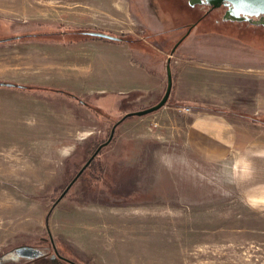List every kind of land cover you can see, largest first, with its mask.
<instances>
[{
	"label": "rangeland",
	"instance_id": "obj_1",
	"mask_svg": "<svg viewBox=\"0 0 264 264\" xmlns=\"http://www.w3.org/2000/svg\"><path fill=\"white\" fill-rule=\"evenodd\" d=\"M152 1L174 13L164 23L174 27L161 31L144 9L139 19L109 21L111 0H0V83L23 87L0 86V264H51L55 250L77 264H264V172L196 156L182 121L176 129L151 114L124 120L58 201L136 109L115 95L96 104L73 88L83 83L70 62L81 45L71 46L69 32H105L145 56L170 58L215 32L248 42L247 53L230 44L219 56H247L248 67L264 71L263 24L223 23L225 7ZM253 81L237 86L239 107L227 112L234 122L251 116ZM21 248L41 261L20 257Z\"/></svg>",
	"mask_w": 264,
	"mask_h": 264
},
{
	"label": "crops",
	"instance_id": "obj_2",
	"mask_svg": "<svg viewBox=\"0 0 264 264\" xmlns=\"http://www.w3.org/2000/svg\"><path fill=\"white\" fill-rule=\"evenodd\" d=\"M107 6L113 8L114 12L111 13L104 9L103 12L109 21L130 20L131 17L139 19L136 14L142 13L140 10L144 9L145 19L157 22L155 25L158 24L162 28L161 31L174 27L172 24L171 26L164 25L165 22L170 21L174 13L171 14L169 11L165 13L166 11L158 6L159 10L152 0H111ZM227 12L225 8L220 21L237 23V21L227 19ZM219 15L214 16L215 21ZM111 25L112 31L134 34L133 31L121 30L118 28L120 25L116 26L117 24L114 23ZM175 25L177 26V22ZM126 29L128 28L124 27V30ZM209 34H205L206 39L192 38L194 42L192 45L189 43L186 45V49L188 47L189 50L185 56H171V58L170 56H145L142 50L135 49L128 41H122L115 36L121 41L94 38L95 36L92 35L93 38L89 36L83 41L82 39L72 41L71 46L81 45L79 50L73 53L76 56L70 57L72 59L70 62L74 63L72 66L78 70L76 77H81L83 81V83L73 81V88L80 87L82 98L96 100V104L102 97L115 95L121 99H129L136 108L134 112L147 109L158 104L166 92L167 66L170 61L173 77L171 96L165 107L151 114L153 116L151 121L157 122V126L169 124L176 129H181L182 121L188 145L198 157L209 158L211 161L232 158L233 167L242 172L255 170L264 172V123H262V118H264V84L262 83L264 71L248 67L247 56L245 58L243 56H219L225 55L230 44L239 46L236 48L243 49V52L247 53L248 42L246 40L240 39L238 42L234 37L224 38L215 32ZM172 39V42L176 41L174 36ZM205 42L208 43L204 45ZM57 44V47L66 45L59 42ZM206 46L210 53L201 51ZM105 51V54H101ZM78 52L81 56L77 57ZM96 52L100 54L89 56ZM213 54L215 56H212ZM163 59H166L165 66ZM233 61H239L241 67L230 69ZM243 61L244 67L242 66ZM205 62L209 63L208 68L204 67ZM250 78L254 80L257 89L250 94V99L255 104L250 107L248 110L250 112L247 114L253 117L259 116L262 122H253L248 119L234 122L227 112L229 109L239 107L237 103H234L235 93L238 92L237 86L247 87ZM120 102L121 100H118L114 104L119 105ZM211 107L220 108L225 112L216 111ZM181 109H190L191 112H184Z\"/></svg>",
	"mask_w": 264,
	"mask_h": 264
},
{
	"label": "water",
	"instance_id": "obj_3",
	"mask_svg": "<svg viewBox=\"0 0 264 264\" xmlns=\"http://www.w3.org/2000/svg\"><path fill=\"white\" fill-rule=\"evenodd\" d=\"M190 4H191V6L195 5V4H201V5L206 4L208 6H211L212 9H218L220 7L226 6L229 8V10L227 12V19H230L232 21H251L252 18H259V17L264 18V0H190ZM263 24H264V22H263ZM90 34L92 36L104 38L107 40H115L116 39L115 37L110 36V35L105 34V33L93 32ZM182 41H183V39L175 45L172 53L175 52L176 48L181 44ZM167 70H168V84H167L166 92H165L163 98L161 99V101L158 104H156L155 106H152L150 108H147V109H144L141 111H137V112H132V113L125 115L124 118H122V120H120L114 126L110 138L105 143H103L102 145H100L98 147V149L93 154V156L90 158V160L84 165V167L80 170V172L77 174V176L73 179V181L69 184V186L66 188V190L62 193V195L58 201H60L62 198H64V196L69 192V190L72 188V186L75 184V182L79 179V177L84 173V171L88 168V166L91 164V162L99 154V152L111 143V141L114 137L115 130H116L118 125H120L124 120H126L130 117L147 116L149 114H152V113L159 111L160 109H162L163 107L166 106V104L168 103L169 98L171 96V92H172V88H173V77H172L171 68H170V61H168ZM20 250L22 251L25 249L21 248Z\"/></svg>",
	"mask_w": 264,
	"mask_h": 264
},
{
	"label": "flooded vegetation",
	"instance_id": "obj_4",
	"mask_svg": "<svg viewBox=\"0 0 264 264\" xmlns=\"http://www.w3.org/2000/svg\"><path fill=\"white\" fill-rule=\"evenodd\" d=\"M198 5L208 6L206 4L205 5L198 4ZM223 7H225L227 9V11L229 10L228 7H226V6H223ZM210 9H211V6H210ZM257 21H259V22H257ZM263 22H264L263 17L252 18L251 21H237V23H248V24H251L255 27L258 26L260 23L262 25ZM23 249H25V250L21 251L20 249H17L16 254H18L22 258H25L27 260H33V261L40 260L42 258V254L39 252H36L35 250H32L30 248H23ZM49 260H50L51 264H77V263L71 261L70 259L60 255V253L57 250H55V256H52V258H49Z\"/></svg>",
	"mask_w": 264,
	"mask_h": 264
},
{
	"label": "trees",
	"instance_id": "obj_5",
	"mask_svg": "<svg viewBox=\"0 0 264 264\" xmlns=\"http://www.w3.org/2000/svg\"><path fill=\"white\" fill-rule=\"evenodd\" d=\"M69 33H70V37H72L71 42L72 41H78V40H81L82 38H86L88 36H91V34L88 33V32L72 31V32H69ZM90 38H93V37L91 36ZM94 38H96V37H94ZM115 40L121 41L118 38H116ZM0 86L13 87V86H17V85H13V84H9V83H0ZM17 87L18 88H23L22 86H17ZM207 109H210V108H207ZM216 111H218V110H216ZM245 118L250 120V121H253V122H262V120H260L259 117L246 116ZM262 123H264V122H262Z\"/></svg>",
	"mask_w": 264,
	"mask_h": 264
},
{
	"label": "built area",
	"instance_id": "obj_6",
	"mask_svg": "<svg viewBox=\"0 0 264 264\" xmlns=\"http://www.w3.org/2000/svg\"><path fill=\"white\" fill-rule=\"evenodd\" d=\"M181 111H184V112H191L190 109H181Z\"/></svg>",
	"mask_w": 264,
	"mask_h": 264
}]
</instances>
